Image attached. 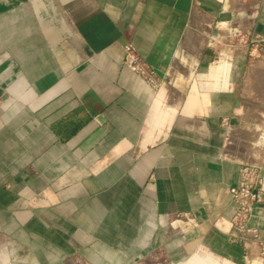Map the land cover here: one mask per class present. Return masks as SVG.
Masks as SVG:
<instances>
[{
  "label": "crops",
  "instance_id": "1",
  "mask_svg": "<svg viewBox=\"0 0 264 264\" xmlns=\"http://www.w3.org/2000/svg\"><path fill=\"white\" fill-rule=\"evenodd\" d=\"M262 63L264 0H0V264H259Z\"/></svg>",
  "mask_w": 264,
  "mask_h": 264
},
{
  "label": "built area",
  "instance_id": "2",
  "mask_svg": "<svg viewBox=\"0 0 264 264\" xmlns=\"http://www.w3.org/2000/svg\"><path fill=\"white\" fill-rule=\"evenodd\" d=\"M124 65L145 83L152 87H157L161 83V78L157 76L152 68L130 45L123 46ZM261 190V179L259 168L245 165L241 169V179L238 185L229 189V196L232 205L235 207L231 218L232 228L244 236L243 244L246 256L252 257L258 254L264 264V240H262L255 230L247 228V221L253 206L259 200Z\"/></svg>",
  "mask_w": 264,
  "mask_h": 264
},
{
  "label": "rangeland",
  "instance_id": "3",
  "mask_svg": "<svg viewBox=\"0 0 264 264\" xmlns=\"http://www.w3.org/2000/svg\"><path fill=\"white\" fill-rule=\"evenodd\" d=\"M260 68L258 69L259 71H263L264 70V63H262L260 66ZM260 79V80H259ZM257 80L254 81V83H259V84H264V77L259 78ZM264 94H261L258 98V100H264ZM257 144L261 147L264 148V140L258 141ZM250 260H255L258 261L259 264H263L262 260L260 259V257L258 256V254H254L252 257L249 258Z\"/></svg>",
  "mask_w": 264,
  "mask_h": 264
},
{
  "label": "water",
  "instance_id": "4",
  "mask_svg": "<svg viewBox=\"0 0 264 264\" xmlns=\"http://www.w3.org/2000/svg\"><path fill=\"white\" fill-rule=\"evenodd\" d=\"M206 56H207L206 61L210 62L211 61V56H212V50H211V48H208L207 49Z\"/></svg>",
  "mask_w": 264,
  "mask_h": 264
}]
</instances>
